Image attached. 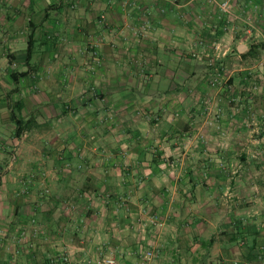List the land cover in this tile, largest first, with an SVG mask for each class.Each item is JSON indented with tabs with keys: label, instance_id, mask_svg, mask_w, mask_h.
I'll return each mask as SVG.
<instances>
[{
	"label": "crops",
	"instance_id": "1",
	"mask_svg": "<svg viewBox=\"0 0 264 264\" xmlns=\"http://www.w3.org/2000/svg\"><path fill=\"white\" fill-rule=\"evenodd\" d=\"M263 176L264 0H0V264H264Z\"/></svg>",
	"mask_w": 264,
	"mask_h": 264
},
{
	"label": "rangeland",
	"instance_id": "2",
	"mask_svg": "<svg viewBox=\"0 0 264 264\" xmlns=\"http://www.w3.org/2000/svg\"><path fill=\"white\" fill-rule=\"evenodd\" d=\"M15 160H16V157L14 156L12 161L15 162ZM263 180H264V178H263ZM262 182H264V181H261L260 183H262ZM263 234H264V232H263ZM258 237H260L259 233H257L256 238H258ZM261 246L264 248V244L260 245L259 247H255V245L252 246V242L251 241H249V243H246V241H244V249H245L244 252L247 253L248 252L247 249H248L249 251L253 250L255 252V254H256V255L250 257V253H249L248 260L254 261V262H255V260H258V262L259 261L260 262H264V252L262 253V251H264V249L262 250ZM148 250L154 252V257L151 258L150 260H148L147 262H145V264H155V260L157 259V254L155 252V249L154 248H148ZM139 254H140L139 255V264H144L143 261H142V258H141V253H139Z\"/></svg>",
	"mask_w": 264,
	"mask_h": 264
},
{
	"label": "trees",
	"instance_id": "3",
	"mask_svg": "<svg viewBox=\"0 0 264 264\" xmlns=\"http://www.w3.org/2000/svg\"><path fill=\"white\" fill-rule=\"evenodd\" d=\"M25 75H26L25 73H18V74L13 73L12 74V79H13V82L15 84V88L13 90L14 92H16L18 90L19 78H21ZM18 105H20V104H18ZM12 120H13L15 127H16L15 135L17 137H20L26 130H28L29 128H32L33 124H34V118H29L28 120H25L22 117L17 116L15 114H13Z\"/></svg>",
	"mask_w": 264,
	"mask_h": 264
},
{
	"label": "built area",
	"instance_id": "4",
	"mask_svg": "<svg viewBox=\"0 0 264 264\" xmlns=\"http://www.w3.org/2000/svg\"><path fill=\"white\" fill-rule=\"evenodd\" d=\"M223 7H225V9H229L228 4H224ZM153 257H154V252L150 251V250H147V251L141 253V258H142V261L144 264H145V262H147L148 260H150ZM106 264H117L116 257L112 255L109 259L106 260Z\"/></svg>",
	"mask_w": 264,
	"mask_h": 264
}]
</instances>
